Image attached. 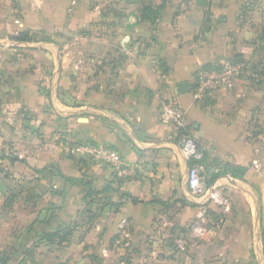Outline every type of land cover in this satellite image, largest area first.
Segmentation results:
<instances>
[{"label": "crops", "instance_id": "crops-1", "mask_svg": "<svg viewBox=\"0 0 264 264\" xmlns=\"http://www.w3.org/2000/svg\"><path fill=\"white\" fill-rule=\"evenodd\" d=\"M163 2L154 23L142 19L144 6ZM220 6L0 0V119L15 120L11 140L20 152L14 158L22 161L3 159L8 172L0 177V247L18 248L10 264L34 246L45 250L36 249L27 264H48L49 246L96 248V264H122L121 240L132 247L126 258L138 263L264 264V0H221ZM20 32L33 40H15ZM224 60L246 67L235 90L196 102V70ZM184 83L190 91L182 94ZM168 98L185 110L210 171L217 173L211 169L217 161L248 169L244 179L220 176L208 186L223 203L189 190V162L160 114ZM0 131V156L9 158L12 147ZM22 133L30 135L28 143L16 140ZM66 142L106 144L137 173L121 178L106 165L77 160L63 149ZM12 180L25 189L12 194ZM11 195L33 201L8 219ZM61 225L74 230L70 240H49ZM172 240L186 250H172ZM91 253L78 262L89 264Z\"/></svg>", "mask_w": 264, "mask_h": 264}, {"label": "built area", "instance_id": "built-area-1", "mask_svg": "<svg viewBox=\"0 0 264 264\" xmlns=\"http://www.w3.org/2000/svg\"><path fill=\"white\" fill-rule=\"evenodd\" d=\"M18 23V22H17ZM244 75V65L232 60H224L212 67L198 68L196 87L191 90L196 102H205L210 96L219 90L233 91L238 80ZM161 118L164 122L170 123L174 128L175 138L185 159L190 162L202 158L198 141L193 135L192 126L188 125L187 114L181 105L174 98L165 99ZM63 149L77 160H86L97 164L108 166L117 177H134L137 167L129 165L124 158L112 147L99 143H63ZM208 171L205 164L190 166L188 172L189 190L194 196L207 197L215 202L219 200L215 194H210L207 186Z\"/></svg>", "mask_w": 264, "mask_h": 264}, {"label": "rangeland", "instance_id": "rangeland-1", "mask_svg": "<svg viewBox=\"0 0 264 264\" xmlns=\"http://www.w3.org/2000/svg\"><path fill=\"white\" fill-rule=\"evenodd\" d=\"M213 2H214V4H216L217 8H221V6H220L221 0H213V1L211 0V3H213ZM234 90H235V88H234ZM15 127H17V124L15 123V120L12 119V121L11 120L8 121V119H6V118L5 119H0V129H4L5 132L7 133L6 134L7 137H9V138L4 137L5 140H6L4 142L7 145V147H9V146L12 147V149H10L9 153H8L9 157H12V158H14L16 156L18 157V154L20 152L19 149L15 150V148H18L16 145H14V146L12 145V144H14V142H13V140H11V137L13 136ZM0 132H2V131H0ZM1 134H4V133H1ZM33 136H35V133H33ZM16 138H17L16 139L17 141L18 140H21V141L25 140V143H28V141H29L28 139L30 138V135L22 133V134L16 135ZM8 142L10 144H8ZM3 161L4 160L0 156V177H2L4 174H7V172H8L7 168L3 164V163L6 164V162H3ZM13 182L14 181L12 180V184L13 185L11 186V188H9V191L12 192V194H14L16 191L18 192V190L21 191V190L25 189V187L22 184L16 185ZM79 188H83V190H84V186L81 185V186H77L75 188V192H77ZM2 201H0V202H2ZM32 201L33 200H31L29 198H24V196L19 198V197H15L14 195H11L7 200H5V208H7L8 212L10 214L8 216V219L14 218L13 215L15 213H17V212L19 213L20 211L23 212V210L25 211V210L29 209L30 208V203ZM221 202L223 203L224 201H223V199L220 198L219 203H221ZM9 222L12 223L13 219L11 221H9ZM13 229H14V227H13ZM11 232H13V231H11ZM195 235L198 237V236L201 235V232H197ZM191 238H192L191 236L188 237V239H191ZM188 239L187 238L183 239L179 245L185 246L186 242H188ZM168 243H169L168 247L171 246L172 250H176L177 248H179L178 244L176 242H174L173 240L169 241ZM146 244H148V243L146 242ZM150 245H152V244H150ZM38 248L39 247H37V246L32 247L33 250H36ZM119 248L125 250V254H126V256L125 257L123 256V258H122V264H131V263H133V264H147V262L146 263H138L137 260H135V261L132 260L131 261L129 258H126V257H128V254H130L132 247H128L126 245H123L122 244V240H121ZM128 248H131V249L129 250ZM145 248H146L147 251H149V247L145 246ZM186 248L187 247H181L179 249L180 250L181 249L186 250ZM17 249H18L17 247H0V250H1L0 251V258L2 256V254L3 255L4 254H10L11 256L15 255V253H17ZM43 249H44V247H40L38 250H40L42 252ZM48 249H49V252H50V255H48V257H47L48 264H49V261H52V264H80L78 262L79 261V257L81 255L85 254V253L89 254L90 252H92L91 253L92 255L90 257L91 260L89 259L88 262H90L89 264H96V262H93V260H92V257L95 255L94 252H95L96 248H87V249L84 248V252H82V253L81 252L78 253L79 251H73V250H75V248H72V247H70V249H72V251H63L64 248H62V247H52V246H49ZM126 249L129 250V251H127ZM140 249H142V248L140 247ZM37 252L38 251L36 250V253ZM183 253H186V251H183ZM142 254L146 255L147 253L146 252L145 253L142 252ZM75 255L78 256V257H76ZM28 259H30V258L28 257L27 260Z\"/></svg>", "mask_w": 264, "mask_h": 264}, {"label": "trees", "instance_id": "trees-1", "mask_svg": "<svg viewBox=\"0 0 264 264\" xmlns=\"http://www.w3.org/2000/svg\"><path fill=\"white\" fill-rule=\"evenodd\" d=\"M165 6H166V4L164 2L162 5H160L156 8H154L153 6H144L143 10H142V19L145 21H149L151 23H154L161 16L162 12L165 9ZM15 40L21 41V42H31L33 40V36H31L29 32H20L18 34V36L15 38ZM232 61L243 63L240 60H232ZM212 65L213 64H208V65H204L201 67L204 69H207V68L212 67ZM245 73H246V67L244 66V74ZM197 75H198V69L196 70V72L194 74V84H193L191 90L196 87ZM254 75L255 76L251 77V81L254 83H258L260 81V78L257 74H254ZM188 129L189 130L193 129V127L192 128L189 127V128H187V130ZM175 139H176V141L178 140L177 137ZM1 157H2V159H8L11 163H15L16 161H21V160H19V158H12V157L7 158L4 155ZM205 157L206 156L204 154H202L201 159L190 161L189 166H194L196 164H205L208 167ZM80 161H84V160H80ZM214 165L215 166H212L211 169H218V171H217V173L212 172L211 174L208 175L207 186L212 185L215 182V180L217 178H219L220 176H231L232 178H235V179H244V177L246 176V174L248 172V169L245 167H238V166H233L230 164H223V163L218 162V161L215 162ZM208 171H210L209 167H208ZM66 181L71 183V184L75 183L74 179H67ZM104 191L110 192V193H116L117 192V190L115 188H106ZM119 197H120V199H122V201L128 200V201H131L133 204H139V201H137L136 199L132 198L131 196H129L127 194H120ZM73 233H74V230L71 227L61 225V226L57 227L56 229H54V231L52 233L48 234V239L52 240L54 238H58L60 243H64V242H68L70 240V238L73 236ZM23 255H24V259L21 262H19V263L15 262L14 264H27L25 260L28 257L33 258L35 255V250H33L32 248H29L23 253ZM11 261L13 262V255L11 256L10 254H4V255L2 254V256L0 258V264H10Z\"/></svg>", "mask_w": 264, "mask_h": 264}, {"label": "water", "instance_id": "water-1", "mask_svg": "<svg viewBox=\"0 0 264 264\" xmlns=\"http://www.w3.org/2000/svg\"><path fill=\"white\" fill-rule=\"evenodd\" d=\"M180 93H188L190 91V86L187 83L181 84L179 88Z\"/></svg>", "mask_w": 264, "mask_h": 264}]
</instances>
